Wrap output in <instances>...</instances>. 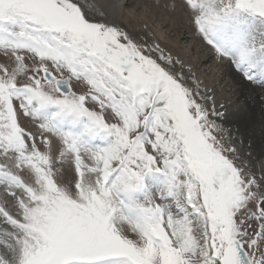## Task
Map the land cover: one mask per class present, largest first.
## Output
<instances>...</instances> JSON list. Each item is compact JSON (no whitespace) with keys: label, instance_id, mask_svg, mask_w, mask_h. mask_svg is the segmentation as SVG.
<instances>
[{"label":"snow or ice","instance_id":"1","mask_svg":"<svg viewBox=\"0 0 264 264\" xmlns=\"http://www.w3.org/2000/svg\"><path fill=\"white\" fill-rule=\"evenodd\" d=\"M181 4L264 89V0ZM223 115L95 0H0V264H264V169Z\"/></svg>","mask_w":264,"mask_h":264},{"label":"rangeland","instance_id":"2","mask_svg":"<svg viewBox=\"0 0 264 264\" xmlns=\"http://www.w3.org/2000/svg\"><path fill=\"white\" fill-rule=\"evenodd\" d=\"M121 4V20L124 23L119 26L134 35L149 34L167 51L191 65L204 84L212 90L216 107L224 113L220 122L225 129V136L231 137V140L226 139L225 143L233 144L240 156L246 159L259 175L261 166L264 167V152L259 157L249 145L252 140L256 146L264 145V89L241 80L236 82V75L230 70L228 62L219 61L195 32L181 0H122ZM173 4L176 6L172 7ZM170 22H174L173 25H170ZM177 34H180L179 37ZM195 43L199 46L198 49L194 48ZM230 72L234 78H231ZM240 86L248 92L251 90L250 94H253L252 97L259 103L261 108L255 109L258 118L251 115L253 111H248L250 105L244 102L249 100L241 96ZM233 113H242L252 123L250 127L255 128V137L251 141L244 140V133L248 131L242 129L241 123L237 120L234 123L226 121L225 118H229ZM262 148L264 150V146Z\"/></svg>","mask_w":264,"mask_h":264},{"label":"bare ground","instance_id":"3","mask_svg":"<svg viewBox=\"0 0 264 264\" xmlns=\"http://www.w3.org/2000/svg\"><path fill=\"white\" fill-rule=\"evenodd\" d=\"M95 3L98 5V7L99 8H101L106 14H107V19L110 21V22H112V23H114V24H116V25H123V23H124V21L123 20H121V3H122V0H95ZM123 7V6H122ZM126 8V7H125ZM127 9V12H129L128 11V8H126ZM126 11V10H125ZM131 11H132V9H131ZM130 11V12H131ZM137 12V11H136ZM134 14V13H133ZM136 16V15H135ZM137 17V16H136ZM139 19V18H138ZM126 21V20H125ZM137 21V20H136ZM173 23L174 22H170V25H173ZM138 31V30H137ZM140 32V31H139ZM138 36L140 35V33H138L137 34ZM141 35H143L142 33H141ZM179 35L180 34H177V36L179 37ZM176 36V37H177ZM185 36V35H184ZM179 40V39H178ZM194 45V48L195 49H198L199 48V46L198 45H196V43L195 44H193ZM231 73V72H230ZM231 78H234V75L231 73ZM237 81H239V78L238 77H236V82ZM239 92H240V94H241V96H244L245 97V99L246 100H249V102L248 101H246V102H244L245 104L247 103V104H249L250 106H249V108H248V111L249 112H251V111H253V114H251L252 116H255V117H257L258 118V116L256 115V111H255V109L256 108H261L260 107V105H259V103H257V101H256V99L254 98V97H252V95L250 94V92H251V90H250V92H248V90L247 89H245V88H241V86H240V89H239ZM250 94V95H249ZM259 94V93H258ZM251 102H254V104L252 105L251 104ZM245 112V111H244ZM248 117H246L245 115H243L242 113H239L238 115H236L235 113H233V114H231L230 116H229V118H225L226 119V121H228L229 123H234L236 120H237V122H239V123H241V125H243V130L244 131H248V133L247 132H245L244 133V140L246 141V140H248V141H251L252 140V138H254L255 137V128L254 127H250L251 126V124L252 123H250V121L247 119ZM248 129V130H247ZM262 131V130H261ZM264 145L263 144H259L258 146H256L255 144H254V142H253V140L251 141V145H249V147L251 148V149H253V151H255V152H257L258 154H257V156H259V157H261V153H263L264 152V150H263V147ZM264 154V153H263ZM262 154V155H263ZM255 155V154H254ZM262 169H264V167H263V165L261 166V170Z\"/></svg>","mask_w":264,"mask_h":264}]
</instances>
